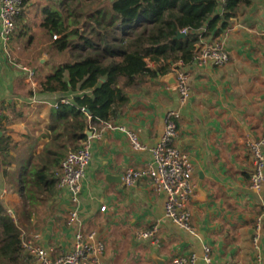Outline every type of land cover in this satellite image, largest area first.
<instances>
[{
  "label": "crops",
  "instance_id": "crops-1",
  "mask_svg": "<svg viewBox=\"0 0 264 264\" xmlns=\"http://www.w3.org/2000/svg\"><path fill=\"white\" fill-rule=\"evenodd\" d=\"M217 40L224 43L230 62L222 68L185 65L191 89L186 106H181L178 90L161 83L164 74H158L129 94L117 119L94 126L93 133L101 138L93 136L78 224L68 226L73 206L57 193L44 218L31 220L28 237L39 236L59 257L72 250L75 232H97L106 243L107 264H174L192 253L198 258L195 264H206V246L216 264H254L258 257L264 264V186L260 192L250 189L254 167L247 147L264 137V0H254L252 7L202 41ZM2 47L0 41V71L9 80L0 76V135L19 144L16 154L32 146L40 153L49 141L45 133L51 111L61 98L39 94L38 82L3 64ZM170 111L181 113L176 145L191 157L195 187L202 182L205 193L201 197L196 192L190 207L195 234L166 219L165 195L154 193L148 178L132 187L123 181L125 171L145 170L153 162L152 151L163 137ZM110 125L137 133L146 149L134 151L128 137ZM0 200L9 207L22 203L20 195L8 194L1 172ZM158 222L157 245L139 240V232ZM258 224L257 250L253 239Z\"/></svg>",
  "mask_w": 264,
  "mask_h": 264
},
{
  "label": "trees",
  "instance_id": "trees-1",
  "mask_svg": "<svg viewBox=\"0 0 264 264\" xmlns=\"http://www.w3.org/2000/svg\"><path fill=\"white\" fill-rule=\"evenodd\" d=\"M253 2H47L39 25V51L49 61L39 62L34 79L39 94H57L61 99L51 111L45 133L49 141L40 153L32 146L16 154L19 144L0 135V172L8 189L22 198L14 209L16 221L0 200V264H27L21 257L24 230L34 218H44L57 194L62 163L88 139L87 131L117 119L129 94L158 74L170 73L171 64H192L203 38L225 28ZM180 33L185 37L178 38Z\"/></svg>",
  "mask_w": 264,
  "mask_h": 264
},
{
  "label": "built area",
  "instance_id": "built-area-1",
  "mask_svg": "<svg viewBox=\"0 0 264 264\" xmlns=\"http://www.w3.org/2000/svg\"><path fill=\"white\" fill-rule=\"evenodd\" d=\"M25 0H0V41L5 47L12 39L16 31V21L22 15ZM222 3L225 0H218ZM57 39V37H54ZM5 49V48H4ZM230 62V55L222 41L201 42L198 45L194 65L199 69L222 68ZM152 64V63H151ZM149 65V66H153ZM184 63H173L169 67L171 73H175L178 85L176 89L180 94V103L184 107L191 97L189 85L190 74L184 69ZM29 79L32 80L34 72L25 68ZM68 104L69 101L63 100ZM180 111H170L165 118L164 134L159 144L153 149V162L145 170H127L123 174L124 183L132 187L140 181L148 178L151 181L154 193L165 195V217L180 229L195 234L192 225L190 207L196 195L194 184L195 167L188 153L177 147L176 140L179 136L178 121ZM112 130L124 133L134 151H144L146 148L141 143L137 133L121 126H109ZM93 136L101 138L100 134ZM88 137L77 151L69 152L61 166L57 193L63 195L70 205L68 226L75 227L78 224L80 214L78 205L83 183L86 180L88 169L92 161V143L94 137ZM253 160V173L250 179V189L255 192L262 191L264 186V137L258 141L248 142ZM102 207L101 212L106 211ZM161 222L151 229L139 232L141 241L157 245L159 243ZM261 239V225L258 224L254 236V248L259 249ZM21 257L26 263L31 264H107L105 262L106 243L97 232L83 233L80 230L74 234L73 248L70 252L59 257L54 256L53 248L43 246L39 236L26 237L22 241ZM211 250L205 247V263L216 264L211 255ZM197 256L192 253L189 256H179L174 264H195ZM254 264H261L258 257Z\"/></svg>",
  "mask_w": 264,
  "mask_h": 264
},
{
  "label": "rangeland",
  "instance_id": "rangeland-1",
  "mask_svg": "<svg viewBox=\"0 0 264 264\" xmlns=\"http://www.w3.org/2000/svg\"><path fill=\"white\" fill-rule=\"evenodd\" d=\"M48 1L51 2V0H30L28 2L29 5L24 6V9L26 10L23 9L24 11L22 13L23 15H21L16 21V31L12 36L11 42H9L5 47H2L1 49L4 59L2 63L3 64L6 63L7 66H9L10 68L13 67L18 69V71L23 72L25 76H27L28 78L29 75L24 70L25 68L34 72L38 70L40 61L42 64H46L49 61L47 55L41 56L39 51L40 48L39 38L41 34L40 32L41 29L39 25H41L44 19L43 7L47 6ZM86 1L90 2L91 0H86ZM150 65L152 64L150 63ZM150 67L153 68L154 65ZM2 73L3 72L0 71L1 78L5 77V74ZM35 73L34 76L36 75ZM34 76L31 79L32 81L34 80L35 82ZM5 78L6 80H9L7 77ZM31 88L33 87L30 84V89ZM6 190L8 191V194H12L13 192L11 191L12 189L11 190L8 189V186H6ZM54 201L55 200L53 199L51 201V204H53ZM4 204L7 205L6 202H4ZM7 207L10 209L9 211L12 217L14 218V220L16 221L17 219L14 214L15 207L12 205L10 207L7 205ZM44 212L46 214V211ZM34 232H36V229ZM24 233L26 237H28L27 235H31L29 228H26L24 230Z\"/></svg>",
  "mask_w": 264,
  "mask_h": 264
},
{
  "label": "water",
  "instance_id": "water-1",
  "mask_svg": "<svg viewBox=\"0 0 264 264\" xmlns=\"http://www.w3.org/2000/svg\"><path fill=\"white\" fill-rule=\"evenodd\" d=\"M185 37V33H180L178 35V38ZM198 48V47H197ZM159 81L165 85H167L169 88H176L178 85V80L175 73H168L166 75H163L160 77ZM87 137H92L94 135L93 132L87 131L86 133ZM108 179H114L113 177H110ZM196 192H198L201 197L205 196V193L203 191L202 182L199 183L198 187L195 189Z\"/></svg>",
  "mask_w": 264,
  "mask_h": 264
},
{
  "label": "bare ground",
  "instance_id": "bare-ground-1",
  "mask_svg": "<svg viewBox=\"0 0 264 264\" xmlns=\"http://www.w3.org/2000/svg\"><path fill=\"white\" fill-rule=\"evenodd\" d=\"M24 12V11H23ZM12 40V39H11ZM11 42V41H10ZM17 67V66H16Z\"/></svg>",
  "mask_w": 264,
  "mask_h": 264
}]
</instances>
